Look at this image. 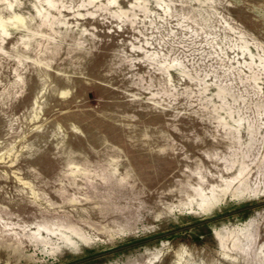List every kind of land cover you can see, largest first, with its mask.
Masks as SVG:
<instances>
[{
	"label": "rangeland",
	"instance_id": "obj_1",
	"mask_svg": "<svg viewBox=\"0 0 264 264\" xmlns=\"http://www.w3.org/2000/svg\"><path fill=\"white\" fill-rule=\"evenodd\" d=\"M0 264H264V0H0Z\"/></svg>",
	"mask_w": 264,
	"mask_h": 264
}]
</instances>
